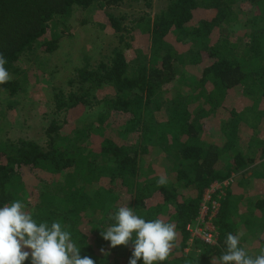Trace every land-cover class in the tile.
<instances>
[{"label": "trees", "instance_id": "16d2710c", "mask_svg": "<svg viewBox=\"0 0 264 264\" xmlns=\"http://www.w3.org/2000/svg\"><path fill=\"white\" fill-rule=\"evenodd\" d=\"M125 1L0 0L7 70L40 46L57 53L60 38H43L75 12L94 16L118 39L100 59L86 53L73 66L68 89L44 101L43 142L0 146V207L20 200L37 222L59 221L95 264H128L131 243L112 248L101 236L121 206L175 225L174 247L157 264H212L228 233L240 234L241 245L258 254L264 139L256 136L263 142L251 148L253 137L243 132L256 130L254 122L264 126V0H142L148 11L130 19L102 11ZM94 106L101 107L97 116L84 118ZM248 162L257 169L251 176L234 168ZM233 173L225 196L213 197L220 204L213 219L217 244L196 240L186 252L205 190ZM161 176L165 186L157 185Z\"/></svg>", "mask_w": 264, "mask_h": 264}, {"label": "rangeland", "instance_id": "374dc122", "mask_svg": "<svg viewBox=\"0 0 264 264\" xmlns=\"http://www.w3.org/2000/svg\"><path fill=\"white\" fill-rule=\"evenodd\" d=\"M143 9L146 8L142 0H126L119 7L103 8L102 11L121 17L128 15L127 19H130L132 15H140L138 12L140 10L142 12ZM147 11L144 10L142 14ZM56 25L57 27L48 28V34L43 39L50 41L60 38V49L57 53L43 52V46H40L37 52L25 55L20 62L13 64L11 70H8L11 80L7 83L13 84L12 87L5 90L0 85V146L2 148L9 149L25 139L43 142L46 139L44 127L49 124L46 121L49 109H46L44 101L51 99L57 89H68L72 68L80 64L86 53L89 52V55L97 60L118 46V39L112 38L106 30L101 29L96 19L94 20V16H84L82 12H75L66 22ZM53 70L56 71L55 76H52ZM160 107L166 108V104L160 102ZM100 109V106H94L86 110L84 118L96 117ZM84 118H79V123L83 122ZM252 126H255L257 131L260 130L262 135H259V132L257 133L251 126L243 132L247 140L253 137L251 148L263 142H258L259 136L264 139V126L257 122L252 123ZM95 138L92 137V139ZM236 153L235 150L231 151L226 161L229 162V158ZM227 167L228 165L225 169ZM234 168L247 172V176L257 171L255 165L252 166L250 162L245 168L239 165ZM232 176L237 175L233 173ZM251 191L248 193L253 194ZM238 199H234L233 203H239L236 201ZM113 209L115 210V207Z\"/></svg>", "mask_w": 264, "mask_h": 264}, {"label": "clouds", "instance_id": "9594fccd", "mask_svg": "<svg viewBox=\"0 0 264 264\" xmlns=\"http://www.w3.org/2000/svg\"><path fill=\"white\" fill-rule=\"evenodd\" d=\"M7 60L0 53V85L11 80L5 67ZM168 183L161 176L158 186ZM114 223L101 232L110 247L129 246L128 264H157L167 260L176 239L175 225L157 218L145 220L132 207L121 206L109 217ZM103 252V249H101ZM31 257V264H95L89 256H81V249L72 234L59 221L37 222L25 203L14 200L0 207V264H24ZM212 264H264V248L250 254L241 245V235L228 233L225 250L219 258L212 257Z\"/></svg>", "mask_w": 264, "mask_h": 264}, {"label": "built area", "instance_id": "2783aa9c", "mask_svg": "<svg viewBox=\"0 0 264 264\" xmlns=\"http://www.w3.org/2000/svg\"><path fill=\"white\" fill-rule=\"evenodd\" d=\"M233 178L234 176H231L229 179L222 182L215 181L205 190L203 201L200 206V216L194 224L188 226L190 232V246L186 249V252L191 251L196 240H200L209 245L217 244L219 234L213 219L217 216L220 204L218 201H214L213 197L217 196L219 199L224 197ZM217 193H219V195Z\"/></svg>", "mask_w": 264, "mask_h": 264}]
</instances>
